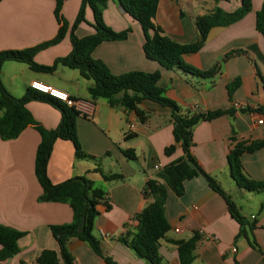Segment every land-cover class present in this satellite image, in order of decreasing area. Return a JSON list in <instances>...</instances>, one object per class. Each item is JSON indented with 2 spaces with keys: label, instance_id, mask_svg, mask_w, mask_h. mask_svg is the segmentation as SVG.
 Listing matches in <instances>:
<instances>
[{
  "label": "crops",
  "instance_id": "crops-1",
  "mask_svg": "<svg viewBox=\"0 0 264 264\" xmlns=\"http://www.w3.org/2000/svg\"><path fill=\"white\" fill-rule=\"evenodd\" d=\"M248 15L234 25L211 30L202 49L184 55V63L194 69L210 71L223 62L227 53L242 51L222 63L220 74L211 81L182 71L164 70L147 60L145 34L141 25L126 15L117 0H109L103 13L105 24L116 32L131 29L127 40L107 42L93 53V59L105 64L113 74L159 72L158 85L166 98L180 106L184 113L231 111L210 122H202L193 131L191 154L203 169L235 203L248 223L247 236L232 218L224 199L212 190L203 176L184 183L185 193L167 192L165 217L170 232L160 241L161 264H180L178 246L171 241H188L196 234L201 238L193 264H264V192L249 193L237 186L231 177L228 156L236 144L264 139V37L256 29V19L264 0H250ZM238 0L209 3L204 0H159L153 20L163 35L172 42L192 45L200 39L198 17L212 14L218 8L233 13ZM82 0H66L61 15L68 24L64 40L35 56L38 66L50 67L72 52L71 34ZM55 0H2L0 2V53L40 46L59 32L54 15ZM87 23L76 31L79 39L93 35V11L85 13ZM1 80L10 95L23 98L32 82L38 81L67 93L75 100L92 101L94 111L76 122L82 150L90 158L78 160L71 141L57 140L47 167L54 185L77 177H87L103 189L105 198L98 207L93 236L100 242L106 257L116 264H150L137 258L134 251L119 242L138 227L136 216L152 202L144 191L158 173L183 157L181 144L170 156L165 149L176 144L171 111L158 103L144 101L136 110L110 106L107 100H93L89 93L92 81L78 71L57 66L55 72H34L24 63L6 62ZM240 82L230 97L227 85ZM27 109L35 122L46 130H56L61 113L51 105L29 102ZM247 110V111H246ZM260 110L262 112H257ZM41 135L27 127L12 141L0 136V225L23 232L19 252L0 264H38L43 252L57 253L60 246L52 235V227L74 223L73 195L59 202H41L43 193L35 175L37 149ZM126 153L128 155H126ZM128 156H131L128 157ZM244 175L249 180L264 182V148L241 157ZM159 165L161 170H156ZM121 176L107 181L104 176ZM224 183L229 187L225 189ZM230 192V193H229ZM253 226V228H251ZM2 246L0 245V251ZM236 249V253L233 252ZM68 251L74 264H107L87 242L73 239Z\"/></svg>",
  "mask_w": 264,
  "mask_h": 264
},
{
  "label": "trees",
  "instance_id": "trees-1",
  "mask_svg": "<svg viewBox=\"0 0 264 264\" xmlns=\"http://www.w3.org/2000/svg\"><path fill=\"white\" fill-rule=\"evenodd\" d=\"M2 0H0L1 2ZM55 19L60 26L59 32L52 40L37 46L20 51H3L0 53V136L8 142L17 139L27 127H33L41 135V143L37 149L35 175L43 191L41 202H59L68 194L73 195L72 207L74 223L67 226L52 227V235L60 246V259L63 264H74V260L68 251L71 240L87 242L92 250L107 264H116L112 258L106 257L101 249L100 242L93 236L95 221L99 216L98 207L105 198L103 189L96 187L87 177H77L61 184L54 185L47 173L53 144L57 140L71 141L78 160L90 158L84 153L78 139L76 122L80 117L74 109L64 103L53 99L51 96L31 90H27L25 96L16 99L8 93L4 87L1 75L2 67L6 62L24 63L30 66L34 72H55L57 66L74 69L83 78L92 81L89 93L93 100H107L112 107H123L127 110H136L139 116L144 117L138 105L144 101L158 103L163 108L171 111L173 120V136L175 143L165 149V154L170 156L181 144L183 157L158 173L157 179L150 180L145 188L144 195L152 199L149 206L136 216L138 227L133 233H128L119 238V242L134 251L137 258L150 264H161L162 257L159 254V243L170 232V225L165 217L167 192L170 190L176 196L182 197L185 193L184 183L195 177L203 176L210 188L220 195L232 215V218L240 225V235L247 236L246 228L249 226L245 218L240 214L235 203L230 199L218 183L204 173L195 158L191 154L193 143V131L202 122H210L225 114L231 115V111H217L212 113H184V110L176 102L166 98L165 91L158 85L161 80L159 72L153 74L132 72L126 75H115L102 62L94 60V51L103 43L123 42L127 40L131 29L124 32H116L108 27L103 19V13L108 7L109 0H82L81 10L76 17L72 28L71 43L72 52L69 56L57 60L50 67L38 66L34 59L40 52L51 46L59 45L68 32V24L61 15L66 0H55ZM216 3L229 0H214ZM240 7L235 12H225L218 8L214 13L198 17L196 26L200 39L192 45H181L170 41L163 35L160 27L153 22L158 13L159 0H117L122 11L131 19L138 22L145 34L144 52L147 60L158 63L167 71H182L185 74L197 76L207 81L214 80L221 72L222 63L242 51L229 52L223 62L215 65L210 71H201L187 66L183 61L184 55L198 53L204 46L212 29L232 26L244 19L251 8L250 0H238ZM90 8L93 11L95 29L93 35L79 39L76 31L82 24H86L85 13ZM256 29L264 37V3L256 19ZM240 82L236 81L227 85L230 97L239 88ZM40 102L51 105L62 115L56 130H46L35 122V119L27 109V104ZM247 111V110H246ZM257 112H262L257 110ZM263 113V112H262ZM264 148V139L252 143L240 142L235 145L228 156L231 168V177L238 187L249 193L264 192V182L247 179L244 175L241 157L243 154H252ZM126 155H128L126 153ZM131 158V156H128ZM107 181L122 180L121 176H104ZM253 228V226H251ZM24 233L0 225V263L12 259L18 252V242ZM201 236L196 234L188 241H171L178 246L180 264H193L196 259L195 251ZM38 264H60L55 252H43L37 260Z\"/></svg>",
  "mask_w": 264,
  "mask_h": 264
},
{
  "label": "built area",
  "instance_id": "built-area-1",
  "mask_svg": "<svg viewBox=\"0 0 264 264\" xmlns=\"http://www.w3.org/2000/svg\"><path fill=\"white\" fill-rule=\"evenodd\" d=\"M30 89L49 95L53 99H56L57 101H60L67 105L69 108L74 109L75 113H77L80 117H89L92 115L94 111V103L92 101L87 100H75L71 96H69L67 93L62 92L60 90L54 89L51 86H48L46 84H43L41 82L35 81L32 82L30 85ZM259 125H264V119L258 120ZM156 170H161V167L159 165L155 166ZM236 249H233V252L236 253Z\"/></svg>",
  "mask_w": 264,
  "mask_h": 264
},
{
  "label": "rangeland",
  "instance_id": "rangeland-1",
  "mask_svg": "<svg viewBox=\"0 0 264 264\" xmlns=\"http://www.w3.org/2000/svg\"><path fill=\"white\" fill-rule=\"evenodd\" d=\"M204 1H207L209 3H213V0H204ZM224 186H225V189H229V187L224 183ZM243 190V189H242ZM230 193V192H229Z\"/></svg>",
  "mask_w": 264,
  "mask_h": 264
}]
</instances>
